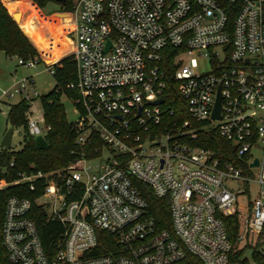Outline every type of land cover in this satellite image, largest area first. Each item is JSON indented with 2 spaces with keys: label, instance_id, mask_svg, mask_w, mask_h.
<instances>
[{
  "label": "built area",
  "instance_id": "1",
  "mask_svg": "<svg viewBox=\"0 0 264 264\" xmlns=\"http://www.w3.org/2000/svg\"><path fill=\"white\" fill-rule=\"evenodd\" d=\"M69 16L80 94L72 99L76 143L84 147L96 137L102 146L95 147L97 156L77 158L63 170L0 178V189L40 186L35 203L63 226L56 245L46 247L32 200L9 196L3 261L172 264L190 253L203 264H258L255 253L264 256V0H75ZM166 47L175 49L173 76L187 111L177 121L162 95ZM198 58L208 69L199 70ZM38 95L31 77L1 92L29 102ZM26 114L29 134L45 137L43 115ZM210 129L232 142L235 161L194 143ZM136 180L168 197L170 228L148 215ZM241 195L250 197L240 205ZM228 216L238 220L235 244Z\"/></svg>",
  "mask_w": 264,
  "mask_h": 264
},
{
  "label": "trees",
  "instance_id": "2",
  "mask_svg": "<svg viewBox=\"0 0 264 264\" xmlns=\"http://www.w3.org/2000/svg\"><path fill=\"white\" fill-rule=\"evenodd\" d=\"M75 0H5V5L0 0V51L7 57H16L23 61L37 59L42 62L39 51L35 47L38 40L29 32H23L15 22L11 14L17 8H38L44 9L48 4L56 5L58 12H70ZM35 4V5H34ZM6 6V7H5ZM8 9V10H7ZM54 11V10H53ZM17 19V15H15ZM31 40H30V39ZM32 41V42H31ZM35 45H34V44ZM175 49L166 47L159 62L165 71L166 86L163 90V100L165 105H170L174 109L172 121L187 118L185 101L181 98L177 90V81L174 79V57ZM53 69V88L46 94L40 96V103L43 112L44 122L49 125L45 135L48 145L40 148L35 144L34 137L27 129V111L30 102L25 99L11 103L6 115L7 125L14 129H20L22 135L21 147L15 149L11 146L0 148V178L4 177L8 181L17 177L19 172L41 170L44 173L63 170L68 164L80 157H94L99 154L95 152V147L100 149L101 141L93 137L89 145L84 147L76 143V128L73 122L66 118L61 96L76 99L79 97V90L75 86L77 81V63L72 53L61 57L58 61L47 65ZM72 85V86H71ZM33 100V99H32ZM31 100V101H32ZM197 145L211 149L214 156L221 161H235V148L231 141L219 135L217 130H201L198 139L194 141ZM142 195L149 203L148 215L157 222L159 228H170V213L168 197L159 198L155 196L146 183L135 181ZM39 185V182L37 183ZM41 193L38 186L36 190H30L27 184L7 185L0 189V233L1 221L5 209L6 199L11 195L28 197L32 200L33 217L39 228L41 239L46 247H54L63 231L62 224L51 218H47L43 208L35 203V198ZM228 238L235 244V236L239 225L236 216L224 218ZM240 251L236 253L239 255ZM258 264H264V256L255 253ZM5 261V249L1 245L0 234V262ZM172 264H203L201 259L193 254H186L185 257ZM239 264H248V261L239 260Z\"/></svg>",
  "mask_w": 264,
  "mask_h": 264
},
{
  "label": "rangeland",
  "instance_id": "3",
  "mask_svg": "<svg viewBox=\"0 0 264 264\" xmlns=\"http://www.w3.org/2000/svg\"><path fill=\"white\" fill-rule=\"evenodd\" d=\"M1 1L3 4L5 3V0ZM26 1L32 2V0ZM55 10L56 5L54 4H48L44 9L34 6L33 8L24 7L15 10L17 19L19 20H16V23L20 26L23 32L31 33L30 31H32L40 40L39 47L34 43L33 44L39 51L42 62H37L33 66L21 65L18 63V58L7 57L2 51H0V148L2 147L1 141L8 128L6 115L9 105L20 99L17 96L13 98L2 97V90L9 88L14 81L22 77H31L39 95L33 98L30 102L29 112L32 115L42 117L43 112L40 103V96L48 93L54 86V78L48 71L47 65L43 63V59L47 57L46 63L48 64L57 59L62 52H66L67 54L71 53L69 45V31L71 29L69 12H65L67 13L66 15H60L57 14L59 12ZM8 12L11 15L13 14V12H10L9 10ZM185 59L187 60V58ZM198 61L199 70L208 69V65L203 62L201 58H198ZM61 102L63 103L67 120L70 122L75 121L77 116L74 113V102L65 95L61 96ZM21 141L22 135L20 129H14L11 139L12 147L15 149L20 148ZM256 155L260 156L261 154L260 152H256ZM254 171H258V169H255ZM256 188L257 186L254 187L251 197L255 196ZM249 197L250 196L248 195H241V197H239V204L241 205L245 203ZM251 253V249L246 252L248 255H251Z\"/></svg>",
  "mask_w": 264,
  "mask_h": 264
},
{
  "label": "water",
  "instance_id": "4",
  "mask_svg": "<svg viewBox=\"0 0 264 264\" xmlns=\"http://www.w3.org/2000/svg\"><path fill=\"white\" fill-rule=\"evenodd\" d=\"M56 1H64V0H56ZM57 14L66 15L67 13H65V12H59ZM15 15H16V13H13L11 16L13 17V19L16 22ZM107 44L109 46L110 45V41H107ZM56 61H58V60H56ZM160 102H162V99H157L155 101V103H160ZM219 108H220V96L218 94V97H217V100H216V105H215V108H214L213 113H212V117L213 118H218L219 117ZM12 134H13V127L11 125H8V128L6 130V133H5V135H4V137H3L2 141H1V145L3 147H9V146H11ZM34 141H35V144L38 147H40V148H45L48 145L47 140L42 135L34 136ZM254 164L255 165H258L259 164V160L256 159L255 162H254Z\"/></svg>",
  "mask_w": 264,
  "mask_h": 264
},
{
  "label": "crops",
  "instance_id": "5",
  "mask_svg": "<svg viewBox=\"0 0 264 264\" xmlns=\"http://www.w3.org/2000/svg\"><path fill=\"white\" fill-rule=\"evenodd\" d=\"M19 21V20H18ZM28 31H30V30H28ZM31 33H32V35L38 40V47L40 46V40L33 34V32L32 31H30ZM28 36V35H27ZM29 37V36H28ZM48 38H50V37H48ZM30 39V38H29ZM31 40V39H30ZM32 42V41H31ZM69 45H70V51L72 50V44H71V40H70V38H69ZM70 54V53H69ZM65 55H67V53L66 52H62L60 55H59V57L57 58V59H55V60H53V61H51L50 63H46V61H47V57L45 58V59H43V63H45L46 65H49V64H52L53 62H55L56 60H59L61 57H63V56H65Z\"/></svg>",
  "mask_w": 264,
  "mask_h": 264
}]
</instances>
